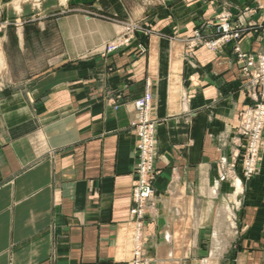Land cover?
Returning <instances> with one entry per match:
<instances>
[{"label": "crops", "instance_id": "1", "mask_svg": "<svg viewBox=\"0 0 264 264\" xmlns=\"http://www.w3.org/2000/svg\"><path fill=\"white\" fill-rule=\"evenodd\" d=\"M59 1L0 0V264L134 261L132 126L147 85L158 201L143 258L197 264L210 243L217 264H264V145L240 190L216 170L237 150L240 114L253 104L234 50L263 51L264 0H177L140 19L150 37L106 56L121 26L81 8L59 16ZM223 8L244 37L186 59L196 30L216 38Z\"/></svg>", "mask_w": 264, "mask_h": 264}, {"label": "rangeland", "instance_id": "2", "mask_svg": "<svg viewBox=\"0 0 264 264\" xmlns=\"http://www.w3.org/2000/svg\"><path fill=\"white\" fill-rule=\"evenodd\" d=\"M25 3L26 6L33 7V4H39L42 0H18ZM177 0H89L87 2L86 7H69L68 0H60L57 6L59 8L56 10L55 14L59 16L67 15L69 12H73L74 8H81L82 10L87 11V15L90 17H101L104 21L108 23H112L115 25L121 26V31L110 40L103 52L100 54L103 56L110 55L118 51L121 47L131 44L135 42L140 37L148 38L152 34L151 28L147 25V23H143L140 19L150 15L153 12H157L163 6H167L169 3L175 2ZM20 3V2H19ZM100 5V7H99ZM101 9V10H99ZM103 10V11H102ZM232 14L228 9L223 8L222 11L216 17V33L217 36L214 39H207L203 34L201 29L196 30L194 35L188 41V49L189 51L186 54V59L190 58L193 55V50L200 46L205 45L211 50H216L222 45L231 43L233 41H240L244 35L245 31L238 26L234 27L231 22ZM228 24L229 29L225 30V25ZM262 27V39L264 41V18L260 23ZM210 24H205L202 27L208 28ZM139 47L143 53L146 52V47L144 42L141 41ZM235 55L237 61L241 65L242 77L244 79L243 90L245 91L247 97L251 99L253 102L252 106L247 110L243 111L240 114V124L238 127V142H237V150L232 153L230 158H221L217 165V175L219 183H233L236 186V182L239 180L240 176L244 178L252 177L258 168V161L260 154L262 152L263 146L260 147L258 151L257 164L255 167V172L251 176H247V166L246 161L249 155V147L248 142L249 139H254L258 136L257 132H254V129L245 130V124H247L245 117H250L253 121L251 124H256L254 120L255 115L260 111V109L264 108V84H256L257 86L252 85V80L248 75L244 72V68L247 66L248 60L241 58L240 55H247L248 57L253 58V60H259L260 57L264 56V49L260 53L249 54L242 52L238 47L235 48ZM150 85H147V91L141 98L137 99L134 102V108L137 113V118L133 123L132 131L136 137V146H135V154L137 155V163L135 165V175L137 176V185L134 189L133 193V203L134 207L131 212L135 223L137 224L136 235H135V246L133 255H139L140 260L139 264H150L151 259L148 260L146 257V243H147V224L148 219L150 217L149 210L155 208L158 196L154 187L155 180L158 175V170L156 168V162L158 159V146H159V137H158V120L153 116L154 109V98L150 91ZM151 98L149 103L145 101ZM140 102H144V106L141 108L137 106ZM148 111V112H147ZM148 126L149 129H152V133L150 135V141L153 137L154 145L146 148V151H150V154L147 156H152L154 159V168L150 173H147L144 177L148 178V183L145 186L149 185V189L151 192V197L141 196L139 195V199L136 198L135 193L137 189L144 188L142 185V173L143 171L139 170L141 164V157L143 155V150L141 149L140 144L142 143V135L146 133V131H142L143 126ZM148 133V132H147ZM261 136V135H259ZM259 136L257 138H259ZM262 142L264 141V134L261 136ZM227 138H223V142H225ZM260 140V139H259ZM142 145V144H141ZM264 145V144H263ZM140 171V172H139ZM134 211V212H133ZM204 257L197 261V264H217L216 259L211 257L210 246L211 244H204ZM214 259V260H213ZM152 261V260H151ZM133 262V261H132ZM130 262V263H132ZM127 263V264H130Z\"/></svg>", "mask_w": 264, "mask_h": 264}, {"label": "built area", "instance_id": "3", "mask_svg": "<svg viewBox=\"0 0 264 264\" xmlns=\"http://www.w3.org/2000/svg\"><path fill=\"white\" fill-rule=\"evenodd\" d=\"M225 30L229 29L228 24L225 25L224 27ZM241 58H243L244 60L247 59L248 63L247 66L244 68V72L248 75V77L251 78L252 80V85L257 86L256 84H264V56L260 57L259 60H253V58L248 57L247 55H240ZM151 100V98L149 97L148 100H146V103H149ZM137 106H139L140 108L142 106H144V102H140L139 104H137ZM148 112V111H147ZM251 114L250 117H245L244 119L246 120L247 124H245V130H251L252 128L254 129V132H257L258 136L262 134H264V108L260 109V111L255 115V119L254 120L256 122V124H251L252 118H251ZM153 129V128H152ZM152 129H149L148 126H143L141 129L142 131H146V133H143L142 135V145L140 144L141 149L143 150V155L141 157V164L139 167L140 171H143L142 173V185L144 188L142 189H137L135 196L137 199H139V195L141 196H148L151 197V192L149 189V185L145 186V184L148 183V176L144 177V175L146 176L147 173H150L154 166V159L152 158V156H147L148 154H150V151H146V148L149 147V149L151 148L150 146L154 145V141H153V137L150 141V135L152 133ZM148 132V133H147ZM257 136V137H258ZM261 136H259V138L255 137L253 140L249 139L248 142V147H249V155L246 161V166H247V176H251L254 172H255V167L257 164V158H258V151L260 149V147L263 146L264 141L262 142L261 140ZM260 139V140H259ZM262 145V146H261ZM139 171V172H140ZM134 212V211H133ZM137 257L139 255H136Z\"/></svg>", "mask_w": 264, "mask_h": 264}, {"label": "bare ground", "instance_id": "4", "mask_svg": "<svg viewBox=\"0 0 264 264\" xmlns=\"http://www.w3.org/2000/svg\"><path fill=\"white\" fill-rule=\"evenodd\" d=\"M35 1H39V0H35ZM17 8V7H16ZM3 59V58H2ZM1 61V60H0ZM3 61V60H2ZM2 65V64H1ZM237 184V188H238V190H240L241 189V182L238 180L237 182H236ZM241 192V191H240ZM228 214V213H227ZM218 234V233H217ZM218 236V235H217ZM217 240V239H216ZM221 241V240H220ZM217 243H219V242H217ZM140 258V256H136L135 255V259H134V261L132 262V263H130V264H139V259ZM214 258V257H213ZM214 260V259H213Z\"/></svg>", "mask_w": 264, "mask_h": 264}]
</instances>
